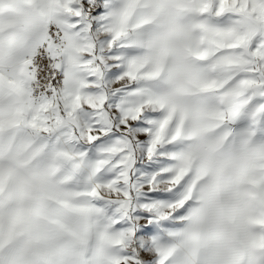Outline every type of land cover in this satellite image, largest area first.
<instances>
[{
  "label": "snow or ice",
  "instance_id": "obj_1",
  "mask_svg": "<svg viewBox=\"0 0 264 264\" xmlns=\"http://www.w3.org/2000/svg\"><path fill=\"white\" fill-rule=\"evenodd\" d=\"M0 264H264V0H0Z\"/></svg>",
  "mask_w": 264,
  "mask_h": 264
}]
</instances>
